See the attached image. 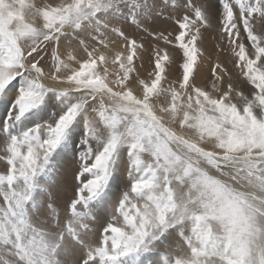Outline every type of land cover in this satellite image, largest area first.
Segmentation results:
<instances>
[{
	"label": "snow or ice",
	"instance_id": "obj_1",
	"mask_svg": "<svg viewBox=\"0 0 264 264\" xmlns=\"http://www.w3.org/2000/svg\"><path fill=\"white\" fill-rule=\"evenodd\" d=\"M0 101V264H264V0H0Z\"/></svg>",
	"mask_w": 264,
	"mask_h": 264
},
{
	"label": "rangeland",
	"instance_id": "obj_2",
	"mask_svg": "<svg viewBox=\"0 0 264 264\" xmlns=\"http://www.w3.org/2000/svg\"><path fill=\"white\" fill-rule=\"evenodd\" d=\"M38 1H40V0H37L36 3H38ZM53 2H54V3H59V0H53ZM127 30H128V31H133V30H134V26H133V27H129ZM213 43H214V41L212 40L211 37H209L208 40L206 41V46L209 47V48H211V46H212ZM229 68L231 69V65H229ZM206 72H207V70H205V73H206ZM242 86L247 87V85H241V87H242ZM15 95H16L15 89H14V88H11V94L9 95L10 99H14V98H15ZM4 103H5V101H4ZM4 103H3L2 105H4ZM8 106H10V103L8 104ZM0 107H1V108H0V119H2L3 116H5V114H7V112H6V108H5V107H3V106H0ZM2 108H3V109H2ZM2 111H3V112H2ZM125 167H126V163H125V165H123V166L121 167V170H120V175H121V178H122V179H126V171H125ZM68 195H69V196L72 195L71 191H69ZM0 204H2V198H0ZM60 212H61V218L63 219V218H64V215H65V213H64V208H63V200H62V202H61ZM66 222H67V221L65 220V223H66Z\"/></svg>",
	"mask_w": 264,
	"mask_h": 264
},
{
	"label": "bare ground",
	"instance_id": "obj_3",
	"mask_svg": "<svg viewBox=\"0 0 264 264\" xmlns=\"http://www.w3.org/2000/svg\"><path fill=\"white\" fill-rule=\"evenodd\" d=\"M37 1V0H36ZM38 3H40V1H38ZM243 88H244V91L247 93V91H248V87L249 86H247V87H245V86H242ZM12 99H10V97L8 96L7 97V101L10 103V101H11ZM4 103V101H0V106H3L2 104ZM1 108V107H0ZM3 109V108H2ZM3 112V111H2ZM6 115V114H5Z\"/></svg>",
	"mask_w": 264,
	"mask_h": 264
}]
</instances>
